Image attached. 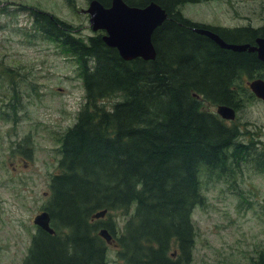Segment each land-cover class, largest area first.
Here are the masks:
<instances>
[{
  "label": "trees",
  "instance_id": "obj_1",
  "mask_svg": "<svg viewBox=\"0 0 264 264\" xmlns=\"http://www.w3.org/2000/svg\"><path fill=\"white\" fill-rule=\"evenodd\" d=\"M98 1L104 7L111 3ZM123 1L137 7L155 3L166 12L152 35L153 61H124L104 44L101 32L84 41L71 24L29 9L38 31L76 58L85 103L57 150L59 172L51 178L44 208L55 233L37 229L22 264H106L101 229L117 245L116 264H190L196 235L191 214L204 204L200 171L223 175L232 160L242 158L264 171L258 143L239 141L237 129L202 109L205 104L237 109V96L246 94L241 73L251 80L264 72L255 54L221 49L196 34L198 25L179 9L214 0ZM262 36L264 25L236 29L223 39L251 45ZM112 97L120 100L104 109L100 103ZM20 108L13 91L0 106V118L15 123ZM19 152L31 158V151ZM132 206L121 232L110 217L93 220L100 211L126 214ZM251 264H264V252Z\"/></svg>",
  "mask_w": 264,
  "mask_h": 264
},
{
  "label": "rangeland",
  "instance_id": "obj_2",
  "mask_svg": "<svg viewBox=\"0 0 264 264\" xmlns=\"http://www.w3.org/2000/svg\"><path fill=\"white\" fill-rule=\"evenodd\" d=\"M29 8L71 24L84 41L96 35L82 12L87 0H0V106L16 91L21 107L15 123L0 118V264H22L28 254L36 233L32 220L44 211L51 178L59 172L60 139L85 103L76 58L38 31ZM179 9L186 19L211 27L264 24V0H214ZM242 81V107L236 120L225 125L238 130L239 141L254 140V147L264 151V103ZM119 100L112 97L100 105L110 110ZM202 109L216 111L208 104ZM19 151H31V158ZM251 163L232 160L223 175L198 174L204 204L191 214L196 235L190 264H251L264 252V171ZM133 213L134 206L100 220L110 217L121 232ZM105 259L118 263L116 245H106Z\"/></svg>",
  "mask_w": 264,
  "mask_h": 264
},
{
  "label": "water",
  "instance_id": "obj_3",
  "mask_svg": "<svg viewBox=\"0 0 264 264\" xmlns=\"http://www.w3.org/2000/svg\"><path fill=\"white\" fill-rule=\"evenodd\" d=\"M89 16V26L93 32H103L102 41L115 49L124 61L141 59L153 61L156 51L152 44L154 31L166 20V12L157 4L150 3L144 7L130 6L123 0H111L109 6L104 7L98 0H91L88 8L83 11ZM194 32L212 40L218 47L232 52L255 53L257 59L264 63V38L255 40L256 45L232 44L220 39L216 34L203 28H196ZM253 95L264 102V80L255 79L248 85ZM216 114L225 121L235 119V111L228 106L216 107ZM106 211L94 215V219L102 218ZM33 224L48 234H54L50 227L48 212L36 215ZM99 236L107 242L112 240L106 230H101Z\"/></svg>",
  "mask_w": 264,
  "mask_h": 264
},
{
  "label": "flooded vegetation",
  "instance_id": "obj_4",
  "mask_svg": "<svg viewBox=\"0 0 264 264\" xmlns=\"http://www.w3.org/2000/svg\"><path fill=\"white\" fill-rule=\"evenodd\" d=\"M90 1L91 0H87V2L88 3H90ZM225 1H229V0H225ZM192 22V21H191ZM192 23H194V22H192ZM194 24H196V25H198V27L197 28H203V29H207V30H209V31H211L212 33H214V34H216L220 39H222V40H224L223 39V35L224 34H228V33H233L234 32V30H236V29H240V28H253V29H256V28H260V27H262L264 24H262L261 26H259V27H253V26H251L250 25V23H248V25L247 26H245V27H236V28H233V29H226V28H219V27H211V26H207V25H203V24H198V23H194ZM196 29V28H195ZM224 33V34H223ZM197 34V33H196ZM199 35V34H198ZM200 36H202V35H200ZM205 37V36H204ZM207 38V37H206ZM258 38H264V36H262V37H255V38H253V44H251V46H255L256 45V43H255V40L256 39H258ZM208 39V38H207ZM210 40V39H209ZM210 41H212V40H210ZM225 41V40H224ZM213 42V41H212ZM214 43V42H213ZM250 54H255V53H250ZM255 56H256V54H255ZM256 58H257V56H256ZM242 69V68H241ZM243 70V69H242ZM244 71V70H243ZM247 78V75H246V73H244V72H242L241 73V75H240V79H246ZM264 78V72H261V73H259V74H257V75H254V78L253 79H251L250 81H249V79H246L247 80V82H246V84H247V87H248V84L251 82V81H253V80H255V79H263ZM249 81V82H248ZM235 101H237V103H236V105L237 106H239L237 109H235V108H232L234 111H236V112H238L240 109H241V107H242V98H240L239 96H237V99L235 100ZM260 101V100H259ZM262 102V101H261ZM229 107V106H228ZM224 122V124H230L229 122H225V121H223ZM37 229V228H36ZM104 230H106V229H104ZM101 231V230H100ZM108 233V232H107ZM104 242H105V244L107 245H116L115 244V242L114 241H112V240H110L109 242H107L105 239L103 240ZM118 250V248H117V245H116V251Z\"/></svg>",
  "mask_w": 264,
  "mask_h": 264
}]
</instances>
